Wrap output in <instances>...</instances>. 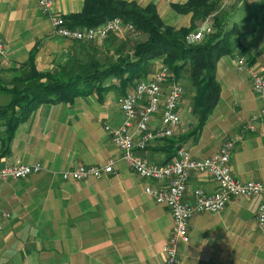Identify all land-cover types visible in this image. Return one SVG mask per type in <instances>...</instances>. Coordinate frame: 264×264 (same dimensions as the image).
Returning a JSON list of instances; mask_svg holds the SVG:
<instances>
[{
  "label": "crops",
  "instance_id": "1",
  "mask_svg": "<svg viewBox=\"0 0 264 264\" xmlns=\"http://www.w3.org/2000/svg\"><path fill=\"white\" fill-rule=\"evenodd\" d=\"M128 1L153 3L175 28L192 24V12L180 13L172 7L187 0ZM83 6L84 0H55L54 10L67 15ZM219 12L225 29L237 27L238 33L232 53L217 63V105L202 129L190 135L187 130L196 124V117L189 93L190 99L184 96L179 106L184 129L172 137L174 141L155 140L137 152L157 164L171 160V151L175 155L179 148L201 159L217 153L231 138L235 139L230 160L233 175L242 181L264 182V116L246 127L263 102L253 91L248 73L237 67L235 55L241 48L247 60L264 72V0H222ZM209 21L213 24L214 17ZM0 35L7 50V60L0 65L5 81L12 79L34 48L40 72L66 62L76 49L74 40L54 33L38 0H0ZM125 40L122 35L112 44L96 39L99 57L100 52L117 50ZM153 62L152 70L161 63L159 58ZM120 96L118 89L101 95L94 90L72 102L43 103L18 125L12 151L0 158V166L20 161L40 163L43 169L0 182V210L11 213L0 230V264H164L163 248L173 215L145 190L163 182L135 173L121 159L105 128L123 121ZM8 99L0 92V104ZM160 118L161 113L156 114L152 125H158ZM1 146L0 140V150ZM111 159L114 172L102 177L82 181L61 177L66 169L104 166ZM198 188L216 191L218 183L207 173L193 172L185 194L189 202L195 201ZM260 202L261 196H236L223 211L195 214L189 221L190 241L179 245V264H264V233L256 219Z\"/></svg>",
  "mask_w": 264,
  "mask_h": 264
},
{
  "label": "trees",
  "instance_id": "2",
  "mask_svg": "<svg viewBox=\"0 0 264 264\" xmlns=\"http://www.w3.org/2000/svg\"><path fill=\"white\" fill-rule=\"evenodd\" d=\"M221 3L222 0L174 3L173 8L177 12L193 13L191 26L175 28L164 21L153 3L142 6L128 0H84L81 11L63 15L66 25L71 28L98 26L116 16L122 17L146 36L134 47L136 59L132 60L123 48L119 49L121 52L116 59H101L98 48L91 41L74 40L76 49L70 53L69 60L55 63L49 72H40L36 68L37 49L34 48L11 80L5 81L0 77V92L9 98L0 104V158L11 153V141L18 125L41 104L72 102L94 90L101 95L118 89L121 96L125 95L138 78L147 75L151 61L160 57L171 64L168 65L177 79L184 78L187 67V80L196 87L192 114L197 119L189 134L198 133L220 98L217 63L221 56L232 53L234 35L238 33L237 27L226 30L223 19L217 16ZM210 16L214 17L213 32L205 34L198 42H188L187 35L198 27L199 21ZM165 140L174 141L173 138ZM173 155L171 151L170 159Z\"/></svg>",
  "mask_w": 264,
  "mask_h": 264
},
{
  "label": "built area",
  "instance_id": "3",
  "mask_svg": "<svg viewBox=\"0 0 264 264\" xmlns=\"http://www.w3.org/2000/svg\"><path fill=\"white\" fill-rule=\"evenodd\" d=\"M42 12L48 16L54 33L70 39L91 41L105 39L122 28L123 20L116 16L98 26L71 28L66 25L63 15L54 10L55 0H38ZM201 27L187 35V41L195 43L205 34L213 32V24L207 17ZM7 60V50L0 35V65ZM237 67L248 73L253 91L261 98L263 105L258 115L248 122L264 116V72L244 57L236 56ZM184 96V88L177 81L174 72L161 65L149 78H144L135 88L119 97L123 112V121L118 125L107 124L113 142L117 145L121 159L139 176L163 182L161 186L149 185L146 192L156 202L170 210L173 215V227L168 241L164 245V264H179L178 249L181 243L190 241L189 221L197 213L223 211L232 197L261 196L256 219L264 233V182L250 179L242 181L232 173L230 160L235 139H227L220 150L207 158H195L186 148H179L173 158L165 163H149L137 150L146 149L159 139L172 138L182 129L179 106ZM161 113L159 124L152 125L156 114ZM114 160L104 166L79 165L61 173L63 180L82 181L90 177L99 178L114 172ZM42 164H25L17 161L0 166V182L23 179L41 172ZM193 172L209 174L218 183L214 192L198 188L194 191L195 201L185 198L187 184ZM11 213L0 210V230Z\"/></svg>",
  "mask_w": 264,
  "mask_h": 264
},
{
  "label": "rangeland",
  "instance_id": "4",
  "mask_svg": "<svg viewBox=\"0 0 264 264\" xmlns=\"http://www.w3.org/2000/svg\"><path fill=\"white\" fill-rule=\"evenodd\" d=\"M135 2H137V1H135ZM55 3V2H54ZM138 3V2H137ZM139 4V3H138ZM141 5V4H140ZM142 6H145V5H142ZM172 7H173V4H172ZM219 10H220V8H219ZM219 10L216 12V14H217V16L218 17H220L221 18V12H219ZM122 18V17H121ZM122 20H123V18H122ZM214 27V26H213ZM57 35V34H56ZM119 35H122V36H124V38L126 39L125 41H124V43H122L121 45H119L118 47H117V50L115 49L114 51H112V52H108V53H103V52H100L101 53V59H108V58H112V59H116V57H117V55H118V53H120L121 51L119 50L120 48H123V52H125V54L127 53V55H129L130 57H131V59L132 60H135L136 59V57H135V54H133V50H134V47H135V45L137 44V43H139V42H141V41H143V40H145V38H146V36L143 34V33H140L139 31H137L136 29H135V27H134V25L132 24V23H128V22H125L124 20H123V24H122V28L120 29V30H118V31H116L115 33H112V35H110L109 37H106L105 39H102L103 40V42H105V43H107V42H110V40L111 39H114V38H117ZM116 40V39H115ZM85 43V42H84ZM90 43V42H89ZM91 43H92V45H96L97 43H96V40H91ZM98 55H99V53H98ZM236 56H240V57H244L245 59H248L247 57H246V55L245 54H243L242 53V49L241 48H239L238 50H237V52H236V54H235ZM109 59V60H110ZM111 59V60H112ZM160 59V61H161V63H160V66L161 65H167L170 69H171V67L169 66V65H171L170 63H167L166 62V60H164V58L163 57H160L159 58ZM153 61H151V63H150V65L151 66H148L149 67V71H148V73H147V75L146 76H142L141 78H138L136 81H135V83H134V85H133V87L131 88L132 90L135 88V85L138 83V81H140V80H142V79H144V78H149L151 75H152V73L153 72H155L158 68L154 65V67H153V70H152V65H153V63H152ZM169 64V65H168ZM186 70H185V75L183 76L184 78H182L181 77V79H177V81L183 86V88H184V96H187V95H189V93H190V97H191V103H193V95L195 94V92H196V87L195 86H193L191 83H187V76H188V72H187V67L185 68ZM172 70V69H171ZM173 71V70H172ZM174 72V71H173ZM174 74H175V72H174ZM113 79V78H112ZM107 82V81H106ZM189 84V85H188ZM183 96V97H184ZM188 98H189V96H187ZM190 99V98H189ZM196 123H197V119H196ZM196 125V124H195ZM195 125L193 124L192 125V128H190V130L188 131L187 130V132H190V131H192L194 128H195ZM188 126V125H187ZM182 129H184L183 127H182ZM181 129V130H182ZM187 134V133H186ZM175 137V136H174ZM169 147H172V145L170 146L169 145ZM173 148V147H172ZM174 149V148H173ZM210 192H214V191H210Z\"/></svg>",
  "mask_w": 264,
  "mask_h": 264
}]
</instances>
